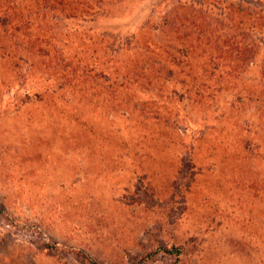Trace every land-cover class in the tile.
<instances>
[{
  "label": "rangeland",
  "instance_id": "obj_1",
  "mask_svg": "<svg viewBox=\"0 0 264 264\" xmlns=\"http://www.w3.org/2000/svg\"><path fill=\"white\" fill-rule=\"evenodd\" d=\"M224 1L0 0V264H264V31L230 78Z\"/></svg>",
  "mask_w": 264,
  "mask_h": 264
},
{
  "label": "trees",
  "instance_id": "obj_2",
  "mask_svg": "<svg viewBox=\"0 0 264 264\" xmlns=\"http://www.w3.org/2000/svg\"><path fill=\"white\" fill-rule=\"evenodd\" d=\"M219 4L224 5L222 16L217 19L220 27L218 24L214 27L217 34L214 53L220 61L224 60L225 63L220 64L223 70L228 69V76L240 79L244 66L257 53L258 36L264 31V16L252 0H227ZM216 69H219L218 64Z\"/></svg>",
  "mask_w": 264,
  "mask_h": 264
}]
</instances>
